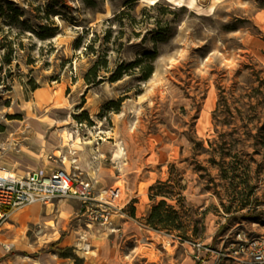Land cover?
Wrapping results in <instances>:
<instances>
[{"label":"rangeland","instance_id":"obj_1","mask_svg":"<svg viewBox=\"0 0 264 264\" xmlns=\"http://www.w3.org/2000/svg\"><path fill=\"white\" fill-rule=\"evenodd\" d=\"M263 125L264 0H0V165L26 174L52 156L98 190L120 186L127 209L103 225L74 199L19 208L1 260L235 264L228 240L264 235ZM230 149L239 168H223ZM165 182L187 235L148 226Z\"/></svg>","mask_w":264,"mask_h":264},{"label":"built area","instance_id":"obj_2","mask_svg":"<svg viewBox=\"0 0 264 264\" xmlns=\"http://www.w3.org/2000/svg\"><path fill=\"white\" fill-rule=\"evenodd\" d=\"M17 174L0 165V232L11 214L29 205L54 203L58 199H74L80 202L83 215L92 223L112 225L114 216L127 214L122 200V188L114 186L98 190L94 178H83L55 164ZM14 244L2 243L6 253ZM224 256L235 264H264V235L246 236L243 232L233 235L225 248Z\"/></svg>","mask_w":264,"mask_h":264},{"label":"trees","instance_id":"obj_3","mask_svg":"<svg viewBox=\"0 0 264 264\" xmlns=\"http://www.w3.org/2000/svg\"><path fill=\"white\" fill-rule=\"evenodd\" d=\"M13 11H15L18 14V10L14 9ZM158 57V53L156 51H151V52H147L144 55V60L140 59L138 60L137 63H141V62H145V64L142 66V79L147 80L149 79L153 72H154V62ZM146 59V60H145ZM122 77V73L121 71H119L118 74H116L112 81H117L119 79H121ZM224 100L223 96L221 97L219 103H218V108L215 110V114L218 112L219 107L221 105V102ZM260 134H262L264 136V125L261 126L260 128ZM261 142H259L258 145H262V147H264V137L261 138ZM216 150V149H215ZM228 153H225L224 156H228V157H232V161L230 162H226L223 158V163H224V167L223 168H239V165H241V163H239L236 160L237 155H232V149L228 150ZM217 152V150H216ZM226 164V166H225ZM245 168H250V165H246L244 166ZM169 185V182H165V183H159L157 186H154L151 188V197L152 198H157V197H163L164 199H162L158 204L154 205L153 208L151 209L150 215L148 217V226L151 227L152 229L155 230H162V229H167V230H171V229H176V230H180L183 229L184 235L188 233L187 228L189 226H186L184 224V222L181 220L180 217V213L179 211L176 209L175 206L170 205L168 203V201L166 200V198L172 199V196H170V194L168 192L164 191V188H167V186ZM233 191H236V188H233ZM255 188L253 187H249V192L247 193V195H245V197H248L250 195H255ZM180 194V193H179ZM182 200V199H180ZM247 199H242L241 200V204L236 208V211L241 210V209H245L248 207V205H253L254 207L258 206L260 204V201L258 198L255 199V203H250L248 202ZM223 207L225 208L227 213H230L233 209V204H230L229 206H226L223 204ZM250 211V210H249ZM194 236H197V228L194 229ZM191 242H193L192 240H190ZM62 257H69L66 254H61Z\"/></svg>","mask_w":264,"mask_h":264},{"label":"bare ground","instance_id":"obj_4","mask_svg":"<svg viewBox=\"0 0 264 264\" xmlns=\"http://www.w3.org/2000/svg\"><path fill=\"white\" fill-rule=\"evenodd\" d=\"M65 161H70V163H72V164L74 163L75 166H77L78 168L81 167V168H83V170H88L87 167H85L84 165L80 164V162H79L78 159H75V156L74 155L66 156L65 157ZM34 264H47V263L36 261Z\"/></svg>","mask_w":264,"mask_h":264},{"label":"crops","instance_id":"obj_5","mask_svg":"<svg viewBox=\"0 0 264 264\" xmlns=\"http://www.w3.org/2000/svg\"><path fill=\"white\" fill-rule=\"evenodd\" d=\"M9 169L15 171L17 174H22V168H9ZM0 235L3 236V234H0ZM1 241L2 240H0V248L3 249L2 246H1ZM3 256L4 255L1 253V250H0V264H4V263L7 264V259L1 260V257H3ZM47 260L50 261V259H47Z\"/></svg>","mask_w":264,"mask_h":264}]
</instances>
